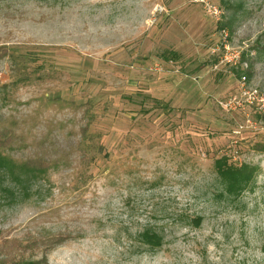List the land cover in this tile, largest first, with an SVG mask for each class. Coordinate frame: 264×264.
Segmentation results:
<instances>
[{
  "label": "rangeland",
  "instance_id": "obj_1",
  "mask_svg": "<svg viewBox=\"0 0 264 264\" xmlns=\"http://www.w3.org/2000/svg\"><path fill=\"white\" fill-rule=\"evenodd\" d=\"M244 75L264 93V0H0V249L29 245L3 264H264Z\"/></svg>",
  "mask_w": 264,
  "mask_h": 264
},
{
  "label": "trees",
  "instance_id": "obj_2",
  "mask_svg": "<svg viewBox=\"0 0 264 264\" xmlns=\"http://www.w3.org/2000/svg\"><path fill=\"white\" fill-rule=\"evenodd\" d=\"M10 130V129H9ZM9 136L10 132L5 131V136ZM2 143L0 142V146ZM43 163V162H42ZM33 164L29 163V165H24V172L28 174H35L42 170H45L47 167L43 164ZM216 167L220 175L229 182V187L232 189H239L243 184L250 181L255 169L253 167H249L248 165H244L243 167H237L228 163V157L222 156L221 158L217 159ZM0 168H4L7 170L8 174L15 178L17 181L22 182L23 177L18 174L16 171V166L13 165L7 157L0 155ZM232 189V190H234ZM141 237L144 239L145 243L152 246L153 248L160 246L162 244V236L160 233L154 229H145L141 233ZM55 238V237H54ZM56 243H59V239L55 238ZM29 245L24 243V240L20 238H12L6 239L4 241L3 246L0 249V255H6L7 259L0 260V264L5 263L6 261L12 260L13 254H18L28 248ZM25 264H30L25 263Z\"/></svg>",
  "mask_w": 264,
  "mask_h": 264
},
{
  "label": "built area",
  "instance_id": "obj_3",
  "mask_svg": "<svg viewBox=\"0 0 264 264\" xmlns=\"http://www.w3.org/2000/svg\"><path fill=\"white\" fill-rule=\"evenodd\" d=\"M247 76L244 75L241 77V86H242V97H234L226 102L227 107H238L243 106L245 103L255 105L256 108L264 113V93L260 92L258 88L248 87L247 86ZM235 104V106H234Z\"/></svg>",
  "mask_w": 264,
  "mask_h": 264
}]
</instances>
